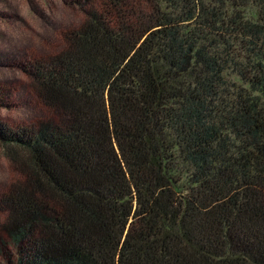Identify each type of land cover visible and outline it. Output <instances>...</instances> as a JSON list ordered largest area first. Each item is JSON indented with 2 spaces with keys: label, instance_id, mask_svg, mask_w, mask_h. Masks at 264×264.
Here are the masks:
<instances>
[{
  "label": "trees",
  "instance_id": "1",
  "mask_svg": "<svg viewBox=\"0 0 264 264\" xmlns=\"http://www.w3.org/2000/svg\"><path fill=\"white\" fill-rule=\"evenodd\" d=\"M69 6L0 121L8 264H264V0Z\"/></svg>",
  "mask_w": 264,
  "mask_h": 264
},
{
  "label": "rangeland",
  "instance_id": "2",
  "mask_svg": "<svg viewBox=\"0 0 264 264\" xmlns=\"http://www.w3.org/2000/svg\"><path fill=\"white\" fill-rule=\"evenodd\" d=\"M81 13L69 6V0H0V88L7 87L6 102L0 98V121L20 125L32 115L23 106L26 77L23 67L43 55L57 41L61 27L78 24ZM16 173L0 148V191ZM4 235L0 216V264H8L2 248Z\"/></svg>",
  "mask_w": 264,
  "mask_h": 264
}]
</instances>
